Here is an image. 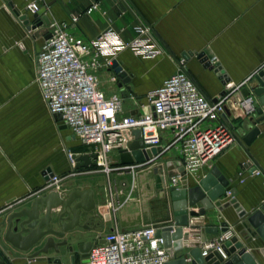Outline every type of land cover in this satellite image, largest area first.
Here are the masks:
<instances>
[{"label":"crops","instance_id":"obj_1","mask_svg":"<svg viewBox=\"0 0 264 264\" xmlns=\"http://www.w3.org/2000/svg\"><path fill=\"white\" fill-rule=\"evenodd\" d=\"M9 1L12 7L7 0H0V221L8 212L28 208L31 200L42 194L38 191L45 182V171L58 176L69 173L71 167L56 140L59 132L64 134L65 149L76 156L89 152L59 124L58 118L48 113L34 82V57L44 41L47 25L28 31L20 16L26 15L32 21L26 6L36 0ZM37 17V21L46 18L49 24H69L76 17V34L86 40L111 28L120 40L129 42L136 36L137 27H150L162 54L144 58L129 50L121 52L116 60L127 74L121 87L116 75L117 79L111 80L112 71L95 72L106 96L121 93L126 113L148 111L146 94L173 75L180 61L208 99L222 96L225 82L232 84L234 91L226 102V116L236 141L212 160L210 168L199 171L198 182L214 169L229 181L219 201L224 204L234 200L236 206L231 204L221 211L215 207L205 217L191 220L184 231L193 235L177 255L184 254L189 263L188 252L195 247L201 249L202 239L209 241L221 234V224L225 223L237 240L227 247L233 250L231 255L245 250L256 264H264V240L248 222L264 207V134L258 135L250 146H244L242 138L251 123L236 105L242 98L241 90L249 87L252 76L264 69V0H41ZM200 53L212 66H220L225 77L219 79L213 70L204 68L198 59ZM27 124L35 132L30 137H35L33 146L29 147ZM42 134L46 143L39 138L37 144V136ZM113 158L118 161L116 156ZM252 166L261 175H249L247 169ZM196 185L192 180L187 182L188 188ZM84 189L94 193L97 218L89 215L83 219V224H92L95 230L88 232L90 237L83 232L84 237L78 243H94L114 229H131L164 217V201L152 197L148 189L139 205L127 202L117 211L109 206L110 191L104 188L102 192V186L98 185ZM124 198L120 196L113 201L121 203ZM208 226L218 228V233L206 234ZM237 243H241L240 249L236 248ZM6 247L21 257L0 252V264H72L65 249H60L58 256L50 250L46 256L27 260L28 253H19L7 244ZM209 262L216 263L213 256ZM73 264H83L82 259L76 255Z\"/></svg>","mask_w":264,"mask_h":264},{"label":"built area","instance_id":"obj_2","mask_svg":"<svg viewBox=\"0 0 264 264\" xmlns=\"http://www.w3.org/2000/svg\"><path fill=\"white\" fill-rule=\"evenodd\" d=\"M40 2L29 3L27 12L37 15ZM76 25V17H72L69 24L47 25L44 41L35 54L34 82L48 113L58 118L59 124L75 141L89 148L87 154H95L97 166L91 168H102L106 174L115 170L118 175H131L128 185L122 182L121 187L115 185L110 189L109 206L117 211L127 202L139 205L146 189L152 197L159 198L160 193L167 195L170 189L188 188L189 180L198 184L199 171L210 168L212 160L236 141L226 116V102L234 91L232 84L225 82L224 94L208 99L180 61L173 75L159 88L146 94L148 111L126 113L121 93L106 96L98 85L95 72L107 70L114 73V61L123 51L152 58L162 54V48L149 26L137 27L136 36L124 42L111 28L94 39L86 40L76 34ZM115 75L112 81L118 78ZM236 105L247 116L254 111L251 97H242ZM134 130L140 131L139 138L131 134ZM135 141H141L142 146L138 150L144 155L149 152L150 156L142 163L121 165L120 152L130 153V146ZM65 155L71 167L69 173L58 176L45 171V182L39 193L56 191L65 198L70 192L65 188V182L88 172L87 169L75 168L74 153L65 149ZM112 156H116L118 161L111 168ZM167 163L172 164L170 170ZM169 171L175 172L174 175L168 176ZM247 173L261 175L260 170L253 166L247 169ZM148 174L152 175V184L146 182L143 189L142 181ZM120 196L125 197L121 203L113 201ZM162 229L160 223H142L126 230L114 229L93 243L83 264H165L170 257L163 239L156 237L157 230ZM232 237L231 230L227 228L203 242L201 257L212 255L216 259L220 257L222 262L228 260L224 245Z\"/></svg>","mask_w":264,"mask_h":264},{"label":"water","instance_id":"obj_3","mask_svg":"<svg viewBox=\"0 0 264 264\" xmlns=\"http://www.w3.org/2000/svg\"><path fill=\"white\" fill-rule=\"evenodd\" d=\"M7 1L12 7L11 2ZM32 18L31 21L26 15L20 16V20L28 31L49 24L46 18H41L39 21H37V15ZM198 59L204 68L213 70L219 79L225 77L222 68L218 65L212 66L204 53H200ZM112 69L117 74L118 81H120L118 87H121L122 83L127 81V74L118 61H114ZM251 82L252 84L249 87L241 90L242 97H251L254 100V111L248 116L251 126L242 138L245 147L250 146L258 135L264 134V69L254 74ZM131 134L135 138H139L140 131L134 130ZM141 146V141H135L130 146V153L120 152V164L142 163L150 154L149 152L146 153L147 155L141 153L138 150ZM95 159V154L74 156L75 168L96 167ZM171 168L172 164L167 163V169L170 170ZM179 171H182V168ZM174 173L169 171L168 176H172ZM228 184L229 181L224 176H219L212 169L196 186L179 190L170 189L167 195L160 193L159 199L164 201L163 209L165 213L162 219L156 221L163 226L162 230H157L156 237H161L164 246L167 248L170 260L165 264H256L252 256L245 250L231 255L233 250L230 251L227 247L230 242H236V238H232L225 243L224 251L229 258L224 262L218 256V260L214 258L216 263L209 262L210 256L202 258L199 247H195L188 252L191 258L189 263L183 257L184 254L177 255L178 252L184 250L183 243L189 239V236L193 235V232L184 231L191 220L205 217L207 212L215 207L221 211L231 204L236 206L234 200L224 204L219 201ZM231 193L234 194V192ZM197 206L198 209L195 210ZM95 211L94 193L91 189L72 190L65 198H62L56 191L42 193L31 200L28 208L8 212L2 217L0 221V252L5 254L10 252L14 258L21 257L7 248V244L19 253H28L25 256L26 259L33 260L48 255L50 250L58 256L61 252L60 249H65L71 257L72 264L76 255L84 263L93 242L78 243V241L84 237L83 232L88 233L94 229L92 224L90 226L83 224V219L89 215L92 219L97 218ZM248 222L256 230L259 237L264 240V207L249 217ZM143 223L150 224L154 222ZM226 230L227 225L222 223L221 232ZM204 232L216 235L218 228L208 226ZM87 237H90L89 233ZM201 242H204V240L202 239ZM38 245H41L40 248L35 249ZM241 246V243H237L236 248L240 249ZM57 261L60 260L57 258Z\"/></svg>","mask_w":264,"mask_h":264},{"label":"rangeland","instance_id":"obj_4","mask_svg":"<svg viewBox=\"0 0 264 264\" xmlns=\"http://www.w3.org/2000/svg\"><path fill=\"white\" fill-rule=\"evenodd\" d=\"M34 59H35V57H34ZM30 128H31V126L29 124H27L26 136L28 138V142H27L28 147L32 143H34L33 140L35 138V137H33L32 139H30L31 136L35 135V132L31 131ZM43 135L44 134H42L41 137L38 135L37 137H38V139L39 138L41 139L43 144H45L46 140H45ZM40 139L37 140V144L40 143ZM56 140L58 142L59 149L62 148L63 152L65 153L64 134L59 132ZM31 146H33V144ZM84 148H87V147L84 146ZM78 149H80V148H78ZM113 157L114 156H112V162H111L112 164L110 165L111 168L115 166V159ZM86 171H88L86 174H80V175L76 176L75 180L72 181V183H70V184L65 183V188L67 190L72 191V190H79L80 188L84 189V187H90V186L95 187L96 185H98V186H102V192H103L104 188L107 189L108 191H110L109 189H113V187L115 185L117 187H121L120 184L122 182L125 183V185H128L131 182V175L130 174L118 175V173L115 170H113L112 172H110L108 174L104 173L102 168H89ZM152 179H153L152 175L148 174L147 179L144 178V180L142 181V188L145 189L146 182L150 181V183L152 184V182H151ZM153 186L154 185H152V187Z\"/></svg>","mask_w":264,"mask_h":264},{"label":"flooded vegetation","instance_id":"obj_5","mask_svg":"<svg viewBox=\"0 0 264 264\" xmlns=\"http://www.w3.org/2000/svg\"><path fill=\"white\" fill-rule=\"evenodd\" d=\"M88 226H90V224H88Z\"/></svg>","mask_w":264,"mask_h":264}]
</instances>
